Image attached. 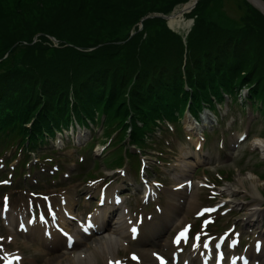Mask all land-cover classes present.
Returning <instances> with one entry per match:
<instances>
[{
	"label": "trees",
	"instance_id": "obj_1",
	"mask_svg": "<svg viewBox=\"0 0 264 264\" xmlns=\"http://www.w3.org/2000/svg\"><path fill=\"white\" fill-rule=\"evenodd\" d=\"M34 1L40 0H18L12 12L3 11L0 16L14 14ZM76 1L83 5L92 0ZM228 1L248 15L244 0ZM205 2L209 0H199L198 7ZM100 6L98 1L88 9ZM173 7L157 12L170 13ZM5 8L2 2L0 10ZM201 16L196 17L185 39L162 21H156L161 27L155 32V39L133 48L128 55L134 60V71L123 70L121 63H109L96 54L98 50H79L105 44L110 35L119 33V24L111 25L108 35L97 39L91 36L88 22H80L81 18L64 20L62 26L66 29L56 34L64 47H51L42 53H38L42 50L40 44H30L33 32L21 33L25 35L18 43L14 39L3 42L0 64H7L10 69H0V149L7 150L26 133L33 134L34 143L46 135L54 137L63 127H69L73 116L81 124L87 119L100 124L108 111L116 114L106 118L111 131L119 133L120 139L114 143L116 149L124 150L122 142L128 125L132 126L131 142L144 149V136L153 133L155 137V125H161L157 119L176 120L175 108L185 109L190 100L197 114L200 107L195 106H201V100L214 107L213 95L222 100L221 91L233 93L239 86H248L251 100L264 103V59L262 65L251 60V40L243 26L215 27ZM153 21L150 19V24ZM81 37L95 42L81 44ZM143 41L141 32L136 42L139 45ZM26 48V53H22ZM5 54L7 57L3 58ZM114 103L117 105L111 110ZM126 113L129 115L125 118ZM30 122L31 127H27Z\"/></svg>",
	"mask_w": 264,
	"mask_h": 264
},
{
	"label": "rangeland",
	"instance_id": "obj_2",
	"mask_svg": "<svg viewBox=\"0 0 264 264\" xmlns=\"http://www.w3.org/2000/svg\"><path fill=\"white\" fill-rule=\"evenodd\" d=\"M17 1L18 0H0L1 5L2 2L6 5L5 10H0V13L3 11L5 13L12 12L16 7ZM98 1L101 2L100 7L88 9L89 6H92ZM175 1L176 0H92L84 3L83 5L76 0L34 1L30 3L29 6L16 11L14 14L12 13L0 16V45L1 47H4L2 45L3 42H9L13 39L16 43H18L20 42L21 37L26 33L33 32L34 37L30 44H40L42 46V50L38 53H42L43 51L50 50L51 47H64V45L60 44V41L57 38L60 36L56 35L62 34L66 29L62 26V21L64 20L81 18L79 19L80 22H88L90 25L89 31L92 33L91 36L96 37L97 39L108 35L107 31L111 28V25L119 24V33L110 35L111 38L105 44H98L96 46L98 48L87 47L79 48V50H85L88 52H91L92 49L98 50L96 54L103 57L105 60L108 59L109 63H121L123 70L130 71L131 69V71H134V67H132L134 60L132 57L128 56L131 50L133 48H139L141 45L149 43L155 39V32L159 29V26L161 27V23L156 21H162L167 28H171L173 21L171 18L164 20V18L159 16L157 17L154 14H167L165 12H157V10H162L167 6L168 8L174 6L172 10L177 12L176 15H181V17H175V20L180 21L189 28L194 25V21L197 19L196 17L199 14H201L203 20L211 26H221L229 29L243 26V31L249 35L251 40L249 43V46L251 47V60H257V63L262 65L261 60L264 59V10L260 7V5L254 3L253 0H244L249 9V13L248 15H243L239 6L237 4L231 5L228 0H209V2H205L204 5L202 4L199 7L197 3L196 7L191 11L179 13L182 10L181 7L183 5L185 6V3L192 2V0ZM255 1H259L264 5V0ZM26 8L28 10H26ZM172 10L171 12H173ZM86 17H90L91 19L87 21L85 20ZM150 19L154 20L152 24H150ZM42 30L46 33L43 34ZM15 31L17 32L15 33ZM51 31L55 34H51ZM141 32L143 34L144 41L138 45L136 38ZM21 33L25 34L21 35ZM247 34L243 38H246ZM78 41L84 45H90L95 42L85 40L83 37L79 38ZM26 51L27 48L22 53H26ZM5 57H7V54H5L3 58ZM47 65L54 67L51 64ZM0 69L10 68H7V64H0ZM247 90L249 93L250 91L248 87L238 88V92L236 94L243 96L240 98L239 102H237L236 98H233L232 94L229 93L228 96L225 97L226 100L223 104H218L221 121H218L216 112H207L212 114L214 120L216 119V121H211L209 124H211V126L215 125V128H219L227 140L231 138V134L229 130H227L230 125L232 128L231 130L235 131V136H237L241 129L246 127V129L251 133L249 138L238 150L232 151L229 159L221 163H218L221 151L217 147V141L209 139L204 146L205 153L207 154L208 148H213L218 154V159L211 166L199 168L193 177L195 181L194 184L197 187V200L199 198V192H201L199 205L204 202L206 197L203 195L204 192L202 189L207 191V193L208 191H215L218 194H222L223 192V194L226 195V198L231 201V205L234 206L233 213L235 214L232 216L233 219L239 222H242L243 219H247L248 217H252L251 215L253 210L248 209L247 207L248 204L253 202L254 196L261 199V206L264 209V149H261L260 147V145H264V113L257 112L250 102H245V96H248ZM129 95L130 94L126 93V96L129 97ZM118 98L117 100H119ZM114 105L116 104L114 103ZM127 115L128 114H126V116ZM222 118L225 122H227L226 129L221 127ZM240 120L242 124L238 129L236 127V123ZM159 121L162 122L163 120ZM31 124L32 123L30 122L27 126H31ZM198 124V127H195L194 122L190 120L189 117H185L182 121V130L187 133L194 134L196 131L201 130L203 122ZM89 125L91 126V129L78 127L77 129L71 128L68 130L63 135V144L61 145L50 143L51 146H55L56 149L59 150L58 154H55V157L60 158L57 160L62 163V165H60V163L55 162L54 167H58L63 169L65 173H69V178L60 174L59 171L58 175L55 176L58 179L55 182L47 183L48 179L51 178V175L49 176L50 167L46 165V171H44V169L41 168V164H34L35 162H42L39 160L38 153L41 150L38 149L37 152H31L30 157L28 158L30 163H28L25 168L20 167L21 164L18 165L19 159L14 161L10 159L9 161L12 162L9 166L2 169V171L0 170V183L4 182L5 179L8 180L6 183L2 184L3 187H0V189L8 188V190H10V188H12L10 191H3V193L0 194V202L2 200V195L14 194L12 196L14 197L13 201L15 205H23L26 198L30 196V191L33 190L32 187L50 194H54L58 190L61 192H70L71 190L70 193L75 194L80 189L76 186L82 185V188L85 186V183H83L82 180L87 179L86 176L85 178L81 177L79 179L76 177L79 176V172H84L86 170L85 174L93 169L92 172L95 175L94 177H98L109 172L114 173V170L117 171L119 169H123L124 174L120 176L123 180H126L129 177L139 178L133 169L130 168V170H128L125 166H114V163L111 161L112 159L107 161L106 157H108L107 154L110 151V147H107L109 143H106L109 138L104 135L106 128H97L92 123H89ZM177 125V122L169 123L168 121L163 122V127H159L156 124V127L160 129V131L158 129L157 133L159 134L155 139L157 144L154 145L157 147L158 152H154L150 149V151L141 153L135 150V152L139 154L140 158H142V164H149L148 170L151 172L152 176L155 170L167 172V169H164L165 167L169 168V164L172 161L165 163L166 160L164 162V159H161L162 156L173 159L172 156H180L185 151H189L190 146L181 145L179 143L181 130L176 129L175 126ZM95 129L96 131H94ZM208 129H211V127L206 128L204 131L206 132ZM127 131V134H130L131 128L128 127ZM77 135H81L85 138L80 142L86 143L87 146L94 140L93 154H89L86 151L85 146L77 145ZM161 144L162 149L168 151L167 153L161 154ZM80 154H84L86 156V160L79 163L78 158ZM114 155L117 156L118 153L115 152ZM95 156H97V165L100 164V166H98L99 169H96L94 166L95 161L93 158ZM49 164H51V162H49ZM13 166L16 168L17 166L20 167V172L24 174L22 180L24 181L25 186L22 188L19 185H13V183L9 186L10 182H12L15 178V174L11 173ZM219 170H224V172L221 173L222 176L216 178V174ZM208 177L211 179L209 180ZM214 179L219 180V182L216 183ZM44 182L46 183L43 185ZM166 182L168 184H173L176 182V179L173 177L172 179L166 180ZM32 183L37 184L32 186ZM15 186L17 188H15ZM257 186L262 191L263 196L260 194ZM239 202H242V204L238 205ZM195 211L196 207L190 210V214L188 216ZM186 219L190 218L186 217L183 221ZM260 228L264 230V219H262V217ZM116 233L118 234L119 231L110 234ZM108 239L109 236H100L86 243L81 249L77 248L71 253L63 252L44 257H37L29 250L27 257L28 260L34 258L37 264H69L67 263V259H71L74 254L80 251L83 252L81 258H74L72 264H120V259L122 257L127 256L130 252L134 251L129 248V246L121 244L120 239L117 240L116 246L107 247L105 246V241ZM27 264H30V261H28Z\"/></svg>",
	"mask_w": 264,
	"mask_h": 264
},
{
	"label": "bare ground",
	"instance_id": "obj_3",
	"mask_svg": "<svg viewBox=\"0 0 264 264\" xmlns=\"http://www.w3.org/2000/svg\"><path fill=\"white\" fill-rule=\"evenodd\" d=\"M254 3L260 5V7L263 5V3L259 2V1H255L253 0ZM186 4V3H185ZM264 7V6H263ZM185 8V6L183 5L181 7V9ZM187 11V10H185ZM181 17V15H176L174 17L171 18L172 24H171V28L177 32H179L181 35H183L184 39L185 37L188 35L189 31L191 28H189L188 26L182 24L180 21L175 20L176 18ZM176 17V18H175ZM187 117H189L190 120H192L194 122L195 127H198V123L196 121V119L190 115V113H188L186 115ZM213 117L212 114L208 113L207 111H205L204 113H202L201 116V122H203L204 124H209L212 121ZM77 139L78 141L84 140V138L81 135H77ZM260 142V141H258ZM261 149H264V145H260ZM109 174H113L110 173ZM115 174V173H114ZM257 188L260 191V194H262V191L260 190V188L257 186ZM235 192V191H232ZM171 196L173 197L175 194L174 193H170ZM263 196V194H262ZM188 203L185 204V207L183 208V210H181L178 207V204L176 201L172 200V198L169 200L168 204H167V208L166 211L164 212V215L159 217V219L150 224L147 229L145 230V234H144V240L142 242L143 245H146L148 243H152V242H156L162 235L163 231L166 229V227L172 223L176 218H178V216L185 214L184 218L187 217L189 215V210L193 209L197 203V189L194 187L191 191V194L188 196L187 198ZM261 199L257 198L256 196H254L253 202L248 204V209H252L253 213H252V217H248L247 220L244 221V223L248 224L249 226H260L261 224V219L260 217L264 214V209H262L261 207L257 206V205H261ZM242 202H239L238 205H241ZM183 218V217H182ZM121 236L120 239L124 238L122 237V235H124L123 232H121ZM39 237L36 234H33V238H37ZM117 240L118 238L114 237V236H110L109 239L107 241H105V246L110 247V246H116L117 244ZM83 252H78L76 254L73 255V257L70 259L68 258L67 263L72 264L73 263V259L74 258H81ZM141 255L144 258H147L150 256L149 251L147 250H140ZM71 262V263H70ZM83 264V263H80ZM84 264H90V263H84Z\"/></svg>",
	"mask_w": 264,
	"mask_h": 264
},
{
	"label": "water",
	"instance_id": "obj_4",
	"mask_svg": "<svg viewBox=\"0 0 264 264\" xmlns=\"http://www.w3.org/2000/svg\"><path fill=\"white\" fill-rule=\"evenodd\" d=\"M197 2H198V0H192V2L186 3L185 8H183L179 13H184V12H186L185 10H187V11L192 10L195 7V5L197 4ZM263 6L264 5H262L261 8L264 10V7ZM176 14H177V12H174L173 11V12L167 13V14H154V15L157 16V17L158 16L159 17H162L164 19H168V18H172Z\"/></svg>",
	"mask_w": 264,
	"mask_h": 264
},
{
	"label": "snow or ice",
	"instance_id": "obj_5",
	"mask_svg": "<svg viewBox=\"0 0 264 264\" xmlns=\"http://www.w3.org/2000/svg\"><path fill=\"white\" fill-rule=\"evenodd\" d=\"M5 199H6V198H5ZM132 231H133V232H135V228H133V229H132ZM182 235H183V233H182ZM198 238H199V237H197V239H198ZM204 247H206V248H207V247H208V244H207V243H205V244H204Z\"/></svg>",
	"mask_w": 264,
	"mask_h": 264
},
{
	"label": "clouds",
	"instance_id": "obj_6",
	"mask_svg": "<svg viewBox=\"0 0 264 264\" xmlns=\"http://www.w3.org/2000/svg\"><path fill=\"white\" fill-rule=\"evenodd\" d=\"M198 1H199V0H198ZM197 3H198V2H197ZM195 7H196V5H195ZM195 7H194V8H195ZM172 11H173V10H172ZM190 11H191V10H190ZM192 24H193V23H192Z\"/></svg>",
	"mask_w": 264,
	"mask_h": 264
}]
</instances>
